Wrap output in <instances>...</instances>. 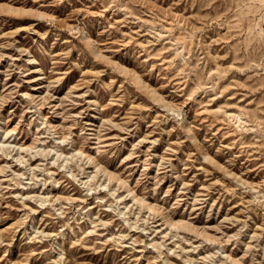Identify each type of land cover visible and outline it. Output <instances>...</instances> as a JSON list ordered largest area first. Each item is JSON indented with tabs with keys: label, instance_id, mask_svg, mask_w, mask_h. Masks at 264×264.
<instances>
[{
	"label": "rangeland",
	"instance_id": "rangeland-1",
	"mask_svg": "<svg viewBox=\"0 0 264 264\" xmlns=\"http://www.w3.org/2000/svg\"><path fill=\"white\" fill-rule=\"evenodd\" d=\"M0 264H264V0H0Z\"/></svg>",
	"mask_w": 264,
	"mask_h": 264
},
{
	"label": "bare ground",
	"instance_id": "bare-ground-1",
	"mask_svg": "<svg viewBox=\"0 0 264 264\" xmlns=\"http://www.w3.org/2000/svg\"><path fill=\"white\" fill-rule=\"evenodd\" d=\"M109 174V178L111 179L112 178V174L111 173H108ZM129 192H130V190H129ZM135 200H137V198H134ZM178 224H179V222H177V223H173V222H171L170 223V225H172V226H174V227H176V225L178 226ZM183 226H185L184 224H183Z\"/></svg>",
	"mask_w": 264,
	"mask_h": 264
}]
</instances>
